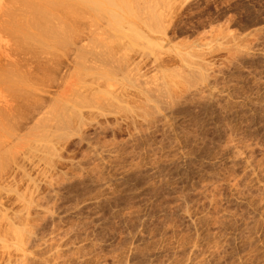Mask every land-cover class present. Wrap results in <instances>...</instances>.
Here are the masks:
<instances>
[{
    "label": "rangeland",
    "instance_id": "374dc122",
    "mask_svg": "<svg viewBox=\"0 0 264 264\" xmlns=\"http://www.w3.org/2000/svg\"><path fill=\"white\" fill-rule=\"evenodd\" d=\"M114 1L0 140V264H264V0Z\"/></svg>",
    "mask_w": 264,
    "mask_h": 264
},
{
    "label": "bare ground",
    "instance_id": "6f19581e",
    "mask_svg": "<svg viewBox=\"0 0 264 264\" xmlns=\"http://www.w3.org/2000/svg\"><path fill=\"white\" fill-rule=\"evenodd\" d=\"M107 2L115 4L114 0H0V85L5 87L0 91V140L15 137L55 100L50 89H63L57 96L63 105L76 99L87 55L77 44L83 19L85 13L105 9ZM2 32L9 37L5 45ZM73 44L74 59L68 56ZM71 66L76 71L72 94L62 77Z\"/></svg>",
    "mask_w": 264,
    "mask_h": 264
}]
</instances>
